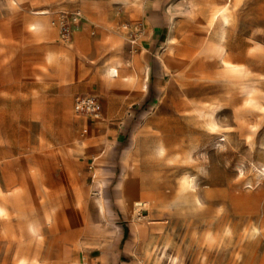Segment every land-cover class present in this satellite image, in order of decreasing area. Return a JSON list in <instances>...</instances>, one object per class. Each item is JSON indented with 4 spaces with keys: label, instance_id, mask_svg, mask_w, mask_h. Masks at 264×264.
Listing matches in <instances>:
<instances>
[{
    "label": "rangeland",
    "instance_id": "1",
    "mask_svg": "<svg viewBox=\"0 0 264 264\" xmlns=\"http://www.w3.org/2000/svg\"><path fill=\"white\" fill-rule=\"evenodd\" d=\"M12 1L0 0V264H19L28 255L36 264L76 263L77 248L87 242L85 230L96 234L97 225L106 223L133 225L134 241L144 246L137 254L141 264H264V0H232L228 44L233 62L249 72L233 81L215 58L203 56L199 20L188 0H170L166 10L170 28L180 31L182 25L183 37L174 46L179 56L166 53L167 46L160 52L168 66L163 86L187 92L191 101H217L232 86L234 99L216 116L227 130L215 137L180 99L164 112H157L161 98L152 99L156 106L136 109L130 93L126 101L112 94L104 105L97 93L69 92L65 84L42 77L80 69L98 77L110 53L95 57L92 41L103 47L119 37L130 59L143 28L129 6L89 0L88 7L93 2L98 9L86 11L81 0H15L13 8ZM41 9L50 12L52 36L27 29L31 11ZM75 11L82 21L65 40L60 22L70 21ZM105 21L108 31L100 27ZM78 34L87 40L83 47L74 43ZM49 51L63 54L66 64L47 61ZM37 71L40 77L31 80ZM143 78L137 81L141 90ZM249 94L256 101L246 102ZM80 95L97 98L98 118L76 114ZM93 130L122 156L128 170L122 169L119 181L105 180L86 163ZM247 136H253L252 144ZM159 139L166 154L157 159L152 152ZM97 180L102 188L95 187ZM122 184L129 185L130 207L122 202ZM137 202L145 204V215ZM93 221L97 225L89 226ZM29 225L38 229L39 240L26 234Z\"/></svg>",
    "mask_w": 264,
    "mask_h": 264
},
{
    "label": "crops",
    "instance_id": "2",
    "mask_svg": "<svg viewBox=\"0 0 264 264\" xmlns=\"http://www.w3.org/2000/svg\"><path fill=\"white\" fill-rule=\"evenodd\" d=\"M140 1V6L133 3H129L131 5L128 4L130 7L129 11L138 16L139 23L143 28V34L140 38L139 46L136 53L135 51L131 52L132 55L130 56V59H128L129 56H127L125 50V42L119 37H112L110 41L111 43L105 44L103 47L99 45L98 41L91 42L92 45H95V54H93L95 57L99 56L100 52L105 50L109 51L110 55L106 59L105 66L115 65V55L117 53L122 59H124L123 62L125 65L121 68V75L118 79L109 81L101 75L103 74V70L99 72L100 74L98 77L93 75L91 78H88L87 72H84L82 69L78 70V72L69 70L68 73H62L59 75L43 74L42 77H46L49 82L59 81L65 84V90H69V92L83 90V92L91 91L97 93L102 97L104 105L109 104L113 97L112 94H115L116 98H114L119 101H126L124 98L127 97V93L136 96V99L131 100L132 105H135L136 109H141L143 106L147 105H150V107L156 106L155 103H152V99L155 100L161 98L163 101L164 93L169 86H167V84L163 86L162 77L165 76V71L168 67L160 52L162 48L168 46V38L175 36L179 40L183 37L182 25L180 31H174L170 28L168 18L166 17V10L170 7V0ZM195 1L201 2L206 0H188L187 2L191 5L190 14H193V3ZM81 2L86 11H88L89 8L92 10L98 9L93 2L91 3V6L88 7L89 0H81ZM10 5L15 8L14 6H17L18 3L13 0ZM234 9L235 4L233 5L230 17L225 24L227 29V44V36ZM188 20L189 19L187 18L186 21ZM198 20L199 25L202 24L199 17ZM0 22H4V19H0ZM100 27H103L106 31L109 30L107 29L106 21L100 25ZM31 33L36 36H52L54 31L51 26H49L48 29L41 32V34L39 32ZM197 38L199 42H203L204 35L199 34ZM86 42L87 40L82 34H78L74 39V43H78L80 46ZM208 42L209 39L205 40L204 44ZM119 46H123V48L117 51ZM49 53L50 51L46 55L47 61H49L47 57ZM166 56L168 57V54H166ZM71 65L72 62L70 66ZM139 75L144 77L142 90L139 82H137ZM30 76L31 80H35L40 77V73L38 71L32 72ZM148 86L149 92H147ZM152 94L153 97L151 96ZM145 112L146 111L141 114L142 120H145L144 118H146ZM91 137L95 139V142L87 152L86 163L90 165L91 169H94V174L98 170L104 174L105 180L117 179L122 169L128 170L121 161L122 156H118L115 144H109L105 141L106 138L108 139L106 135H100L93 130ZM124 175L120 176L117 180L119 181ZM124 223L126 222L124 221ZM91 225H97V223L93 221L89 226ZM97 227L99 232L96 234H89L87 233V229L85 230L87 242L77 248L78 259L76 262L79 264H141L142 259H139L137 254L141 252L144 246L142 243H136L134 241L133 225L132 228H130L131 226L128 224L116 227L106 223L102 226L97 225Z\"/></svg>",
    "mask_w": 264,
    "mask_h": 264
},
{
    "label": "bare ground",
    "instance_id": "3",
    "mask_svg": "<svg viewBox=\"0 0 264 264\" xmlns=\"http://www.w3.org/2000/svg\"><path fill=\"white\" fill-rule=\"evenodd\" d=\"M120 1L122 4L127 5V6L129 3L137 4L136 0H120ZM21 3H22L21 5L26 4L22 0H21ZM233 5L234 3H232V0H226L225 2H222V3H218L215 0H206V1H201V2L195 1L193 3V6H194L193 14L196 15L197 18L199 17L202 23L200 24L199 32L202 35L205 34V37L202 43L204 44V41L209 39V42L204 45V48L202 51L203 56L209 57V58L211 57L215 58L219 66H221L222 69L227 73L228 79L230 81L242 78L246 76L247 74H249L245 66L233 62L232 60L233 47L227 44V38H226L227 29H226L225 24L227 23L231 15ZM47 15H49V11L46 9L32 10L31 15L27 21L28 31L34 32V33L39 32L40 34L41 32L46 31L48 27L50 26ZM178 41H179L178 38H176L175 36L168 38L167 53L169 55L179 56L176 53V50L174 48L175 44L178 43ZM122 48L123 46H119L117 51L121 50ZM47 57L49 61L51 62L55 60L56 63H58V65L61 67L66 64L65 57L63 54L60 55L53 51H50ZM123 60L124 59H122V57L118 55L117 53L115 55V65L104 66L103 74L101 75H103L104 78L108 80L118 79L120 77L121 68L125 65ZM231 88L232 86L223 90L219 94L220 99L217 101H191L189 100V96L187 92L184 91L183 93H180V90L178 88H175V90H173V88L169 86L164 93L163 101H161V104L157 107V112L159 111L164 112L165 107H168V106L175 107L176 104L174 103V101L176 99H181L182 103L186 104L189 107V110L187 111L190 113H193V115H195L194 119L198 122V124L201 127L205 128L204 131L206 132V134L208 135L210 134L211 137H215V134L223 133L225 132V130H227V128H225L220 122H218V120L216 119V116L218 112H220L222 108L229 103V101L231 102V100L234 99L235 96ZM252 101H256V98L250 95V97L246 99V102L249 103ZM142 128L149 131L150 125L145 124ZM246 139L248 140L250 144L253 143V140H254L253 136H247ZM153 145H154V148H153L154 151L152 152L153 153L152 155H154V157H157V159H159L166 154V145L163 139L157 140ZM134 146L135 148H138L137 139H136ZM128 167H132V165L128 164ZM96 179H97V176H96ZM94 185L96 188H102V182L100 180H97ZM185 185H190L191 189L195 188V183L193 182V180H186ZM127 186L129 185H126V184L121 185V188H122L121 197H122L123 204L126 205L127 207H130L132 197L130 196V193L127 191ZM18 196L19 195H15L14 197H18ZM3 198L4 197L2 195L0 199H3ZM9 198L11 197L9 196ZM140 205L145 206L144 203L137 202L136 203L137 209H138V206ZM55 208H56V205H52L51 209L54 210ZM25 232L27 235L31 236L33 240L40 239L39 234H38V229H36V227H34L33 225H29V227L25 230ZM38 261L35 257H31L28 255V256L22 257L18 261V263L19 264H36ZM73 264H79V263L76 262Z\"/></svg>",
    "mask_w": 264,
    "mask_h": 264
},
{
    "label": "built area",
    "instance_id": "4",
    "mask_svg": "<svg viewBox=\"0 0 264 264\" xmlns=\"http://www.w3.org/2000/svg\"><path fill=\"white\" fill-rule=\"evenodd\" d=\"M70 19V21L62 19L60 22L61 36L65 40L69 39L72 26L78 25L82 21V13L80 11H75ZM135 43V40L132 41L133 45ZM75 112L79 116L87 115L93 118H98L101 114V107L96 97L80 95L75 99ZM144 207L145 206L143 205L138 206L141 215H145L147 212Z\"/></svg>",
    "mask_w": 264,
    "mask_h": 264
}]
</instances>
